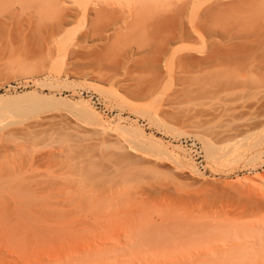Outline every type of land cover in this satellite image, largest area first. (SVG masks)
<instances>
[{"label":"rangeland","instance_id":"obj_1","mask_svg":"<svg viewBox=\"0 0 264 264\" xmlns=\"http://www.w3.org/2000/svg\"><path fill=\"white\" fill-rule=\"evenodd\" d=\"M0 264H264V0H0Z\"/></svg>","mask_w":264,"mask_h":264},{"label":"bare ground","instance_id":"obj_2","mask_svg":"<svg viewBox=\"0 0 264 264\" xmlns=\"http://www.w3.org/2000/svg\"><path fill=\"white\" fill-rule=\"evenodd\" d=\"M13 1V0H12ZM59 1V0H58ZM103 1V0H102ZM57 2V1H56ZM105 2H106V0H105ZM104 5V4H103ZM23 6V5H22ZM40 6V5H39ZM50 6V5H49ZM57 6V5H56ZM56 6H54V7H56ZM60 6H61V4H60ZM37 7H38V5H37ZM42 7V6H41ZM41 7H39V8H41ZM54 7H52L53 9H54ZM95 7V6H94ZM56 9V8H55ZM54 9V10H55ZM103 9V8H102ZM104 9H106V8H104ZM101 10V9H100ZM7 11H9V10H7ZM66 11V10H65ZM103 11V10H102ZM108 11V10H107ZM1 13H3V12H1ZM10 13V12H9ZM61 14V13H60ZM63 14H64V12H63ZM67 14V13H66ZM111 14V13H110ZM115 14V13H114ZM101 16H103L102 15V13H101ZM64 19V18H63ZM58 20V19H57ZM61 20V19H60ZM59 20V21H60ZM57 23H58V21H57ZM92 29V28H91ZM175 36V35H174ZM84 40H86L87 38H88V33H85L84 32V35H83V37H82ZM176 38V37H175ZM175 41V40H174ZM169 43V42H168ZM79 44V43H78ZM77 45V44H76ZM165 45V44H164ZM164 47V46H163ZM163 47H162V49H163ZM164 50V49H163ZM225 52V51H224ZM224 52H222L221 54H222V57H223V53ZM237 54V53H236ZM228 55V53H226V56ZM230 55V54H229ZM232 55H234L233 53L231 54V56ZM225 58H227V57H225ZM206 94V93H205ZM209 94V93H208ZM200 96V95H199ZM205 97V96H204Z\"/></svg>","mask_w":264,"mask_h":264}]
</instances>
